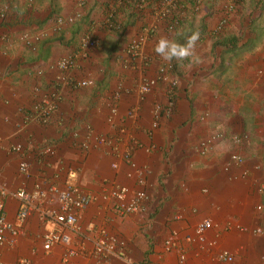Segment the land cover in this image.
<instances>
[{
    "label": "crops",
    "instance_id": "1",
    "mask_svg": "<svg viewBox=\"0 0 264 264\" xmlns=\"http://www.w3.org/2000/svg\"><path fill=\"white\" fill-rule=\"evenodd\" d=\"M224 2L187 8L171 31L152 4L137 10L119 0H0V186L8 192L6 218L17 228L0 243V264H102L93 252L100 229L123 243L125 257L111 256L112 264H264V11L241 0V12L255 22L218 33L214 23ZM78 12L73 23H55L57 15ZM108 16L116 29L105 26ZM154 24L155 32H144ZM194 31L200 32L194 57L165 62L154 53L161 36L183 44ZM25 33L33 49L22 40ZM85 34L96 44L82 56ZM218 35L230 40L228 48L214 44ZM137 37L143 38L141 51L132 58L126 45ZM70 54L77 56L75 65L60 71L56 60ZM167 63L178 80L170 114L165 83L145 94L139 90ZM59 76L92 83L74 87ZM52 91L59 95L57 109L41 123L31 106ZM157 105L163 108L159 118ZM212 131L226 137L208 154L196 153L198 140ZM233 133H247L249 141L233 145ZM15 143L20 152L11 149ZM232 153L242 161H231ZM21 161L28 173L19 169ZM71 182L94 199L80 211L78 230L61 228L69 243L45 251L43 234L59 227L42 217L58 207L50 187ZM116 185L144 191L143 210L116 212L101 196ZM36 187L46 195L19 221L15 192ZM203 220L210 226L199 235ZM68 250L74 253L65 263ZM223 251L231 261L219 258Z\"/></svg>",
    "mask_w": 264,
    "mask_h": 264
},
{
    "label": "built area",
    "instance_id": "2",
    "mask_svg": "<svg viewBox=\"0 0 264 264\" xmlns=\"http://www.w3.org/2000/svg\"><path fill=\"white\" fill-rule=\"evenodd\" d=\"M126 2L132 5L137 10H143L147 5H154V13L158 17V19L165 22V27L168 30H173L175 26L179 23L181 18L184 16L185 11L182 9L185 5L184 0H119ZM204 0H192L193 7L198 9L200 3ZM33 0H28V4L31 5ZM83 3V2H81ZM232 8V5L228 6V9ZM5 12L0 11V16L4 17ZM81 16V13H75L74 15H70L68 17L56 16L55 23L60 26L63 22L72 23L78 17ZM223 19L219 22V27L223 23ZM105 26L108 29H116L119 24L115 23L110 16L105 19ZM156 25H150L146 27L145 33H152L156 30ZM22 40L32 49L34 48L33 42L28 38V34L22 35ZM143 38L137 37L129 42L126 47V51L131 57H137L140 55V48ZM96 41L90 35H83L80 38L79 42V52L82 56H86L89 52V49L94 47ZM76 55L70 54L67 56H62L58 58L55 62V66L60 71H67L75 65ZM172 68L171 64H164L159 66L157 76L154 78L147 79L143 81L139 90L142 94L151 90V88L157 83V81H162L166 84L165 94L167 97V106L165 108V112L170 114L173 108V100L175 96V89L178 83V80L169 75V70ZM40 73V72H38ZM59 81L65 82L68 85H72L74 87H82L85 85L91 84L89 80H74L70 79L66 76H59ZM59 99V95L57 92L52 91L51 93L45 95L42 99L37 101L31 107V112L36 117L39 122L48 123L51 115L57 109V100ZM163 108L160 105H157L155 108L154 115L155 117H160V112ZM114 111V109H113ZM156 125V123L154 124ZM90 130V128H89ZM76 136L77 133H74ZM226 137L223 131H212L208 133L206 136L199 139L195 146L196 153L200 155L208 154L214 147L217 141H220ZM102 142H106L104 137L99 139ZM249 140V135L247 133H234L230 135V141L233 145H239L243 142H247ZM83 147H86L87 144L85 141L82 143ZM11 149L16 152H20L23 147L20 143H15L11 146ZM125 158L128 163L135 167V163L130 159L129 153H124ZM230 160L234 162H241L242 157L237 153H232L230 155ZM116 166V164H113ZM19 169L28 173V165L25 161H21L19 165ZM71 178L76 176V171L72 170L69 173ZM50 190L56 194V199L58 202V207L55 210L47 209L42 211V217H49L54 219V221L58 224V228L47 230L42 238H43V249L45 251L50 250L55 244L62 243L67 244L70 241V237L67 233H65L62 229H69L72 231L78 230V218L81 210L84 209L93 199L94 196L86 191H83L78 184L75 182L69 183L64 189H59L57 187H50ZM8 195L7 190L0 186V243L5 242L6 234H16L17 228L16 226L7 220L5 215V197ZM46 192L36 187L33 191L27 192L25 190H18L15 192V196L19 200V209L17 213V218L19 221H23L30 211L35 206V201L39 196H45ZM103 199H111L113 203V208L116 212L120 214L132 213L139 210H143V206L146 199V194L142 190H137L131 192L129 188L125 185H116L108 190H106L102 195ZM260 208V206H257ZM210 226L209 220H203L196 229L197 234L201 235L203 230ZM170 241L166 242L167 247L169 246ZM93 252L102 258V264H112L110 262L111 256L116 257H125L124 246L123 243L118 241L116 238L109 236L106 233L105 229H100L99 236L96 238L94 242ZM74 252L72 250L66 251L62 260L65 263L69 262L70 256ZM219 258L227 261L232 260V256L227 252L223 251L219 254Z\"/></svg>",
    "mask_w": 264,
    "mask_h": 264
},
{
    "label": "clouds",
    "instance_id": "3",
    "mask_svg": "<svg viewBox=\"0 0 264 264\" xmlns=\"http://www.w3.org/2000/svg\"><path fill=\"white\" fill-rule=\"evenodd\" d=\"M34 1V0H33ZM191 1V2H190ZM205 1V0H204ZM28 2V0H27ZM203 2V1H202ZM33 3V2H32ZM201 4V3H200ZM184 5L186 6V10L187 8H191V10H193V2L192 0H188L184 3ZM232 5V4H230ZM184 6V7H185ZM188 6V7H187ZM200 6V5H199ZM229 6V5H228ZM199 8V7H198ZM185 11V10H184ZM194 11V10H193ZM80 13V12H78ZM75 14V13H74ZM73 14V15H74ZM187 15V11H185V14L183 17H185ZM57 16H61V15H57ZM182 17V18H183ZM79 18V17H78ZM181 18V20H182ZM77 20V19H76ZM75 20V21H76ZM181 20L179 21V23L181 22ZM74 21V22H75ZM73 23V22H72ZM179 23L175 26V28L179 25ZM175 28L173 30H175ZM167 29V28H166ZM172 31V30H171ZM155 32V31H154ZM153 33V32H152ZM147 34H151V33H147ZM135 39V38H134ZM200 39V32L199 31H194L191 33V35H189L186 39L185 43H179L177 42L175 39H169L167 36H161L158 41L156 42L153 51L156 55H158L163 61L165 62H171L172 60H177V61H183L186 59H189L191 57H194L196 55V48L198 45V41ZM133 39H131L132 41ZM96 41V40H95ZM129 44V43H128ZM127 44V45H128ZM126 45V47H127ZM142 45V43H141ZM141 51V48H140ZM127 52V51H126ZM128 54V53H127ZM129 55V54H128ZM67 56V55H66ZM131 56V55H129ZM138 57V56H137ZM134 58V57H132ZM167 64H171V63H167ZM161 66V65H160ZM172 66V64H171ZM159 68V67H158ZM173 68V67H172ZM172 68L169 70V74L172 70ZM172 77V76H171ZM147 80V79H146ZM91 81V80H89ZM159 82V81H157ZM162 82V81H161ZM92 83V81H91ZM164 83V82H163ZM90 85V84H89ZM178 85V83H177ZM88 86V85H85ZM83 87V86H82ZM177 87V86H176ZM152 89V88H151ZM149 92V91H148ZM147 93V92H146ZM145 94V93H144ZM175 95H176V89H175ZM175 98V96H174ZM174 101V100H173ZM36 103V102H35ZM33 106V105H32ZM31 106V107H32ZM55 112L52 113V115ZM51 115V117H52ZM51 119V118H50ZM50 121V120H49ZM42 123V122H41ZM77 133V132H75ZM234 134V133H233ZM239 134V133H238ZM199 141V140H198ZM249 141V140H248Z\"/></svg>",
    "mask_w": 264,
    "mask_h": 264
},
{
    "label": "rangeland",
    "instance_id": "4",
    "mask_svg": "<svg viewBox=\"0 0 264 264\" xmlns=\"http://www.w3.org/2000/svg\"><path fill=\"white\" fill-rule=\"evenodd\" d=\"M185 1H188V0H184V2ZM207 1L208 0L201 2L198 9H195L193 7L194 12L199 11L201 9V7L206 4ZM225 2L223 3V4H225V9L221 8V10L223 9L225 12L222 15H219L217 17V19L215 20V23H214V30H215V32H218V33H222L224 31V29L225 30L230 29L229 27L231 25H234V24L237 25V24H243L244 22H249V19L251 18V17H246V14L241 12V9H242V11L244 10L242 6L239 8L241 3L240 4H238V3L241 2V0H228L227 3H225ZM230 4H232V8L228 9V5H230ZM182 9H184L186 11V6L183 7ZM231 11H233V15L230 18L229 13ZM229 18H230V20H229ZM222 19H225L224 25L222 23L219 27V22ZM220 28H222V29H220ZM219 30H220V32H219Z\"/></svg>",
    "mask_w": 264,
    "mask_h": 264
},
{
    "label": "trees",
    "instance_id": "5",
    "mask_svg": "<svg viewBox=\"0 0 264 264\" xmlns=\"http://www.w3.org/2000/svg\"><path fill=\"white\" fill-rule=\"evenodd\" d=\"M251 5H252L253 9L258 8V9L261 10V12L264 11V0H251ZM255 20H256V17L255 16L254 17H251L249 19L250 24H253L255 22ZM223 21H225V19H223ZM179 25H180V23H179ZM223 25H224V22H223ZM220 29H222V28H220ZM219 32H220V30H219ZM235 39L237 41V38H235ZM227 42L230 43V40L227 37H222V36H219L218 35V36H216V39L214 41V44L216 46L224 47V46H227ZM231 43H232L231 45H234L233 42H231ZM228 46H227V48H228ZM231 50L234 51V49H231ZM223 51H225V50L223 49Z\"/></svg>",
    "mask_w": 264,
    "mask_h": 264
}]
</instances>
